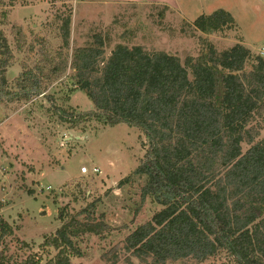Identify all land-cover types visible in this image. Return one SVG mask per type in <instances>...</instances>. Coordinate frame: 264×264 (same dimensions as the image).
Returning a JSON list of instances; mask_svg holds the SVG:
<instances>
[{
    "label": "trees",
    "instance_id": "trees-1",
    "mask_svg": "<svg viewBox=\"0 0 264 264\" xmlns=\"http://www.w3.org/2000/svg\"><path fill=\"white\" fill-rule=\"evenodd\" d=\"M194 26L211 35L234 29L236 22L218 10ZM65 41L68 45L67 35ZM103 47L99 38L96 46L76 49L70 65L61 56L54 72L61 75L69 66L75 71L94 107L88 116L109 127L137 128L148 141L134 174L146 178L142 202L150 199L162 209L127 236V249L157 264L186 259L201 264L222 252L237 264H264V139L256 141L260 128L253 126L264 114V57L254 58L243 45L218 53L205 42L201 55L182 65L176 56L142 47L118 46L106 58ZM13 59L0 29V105L41 94L36 79L27 88L30 71L16 80L20 92L9 89L6 74ZM251 59L256 64L246 74ZM54 112L73 127L87 116ZM243 144L250 146L246 152ZM59 220L62 225L43 243L57 250L50 264H72L73 257H83L79 244L85 237L103 238L112 231L94 203ZM13 233L0 220V245ZM40 263L29 256L19 264Z\"/></svg>",
    "mask_w": 264,
    "mask_h": 264
},
{
    "label": "rangeland",
    "instance_id": "rangeland-1",
    "mask_svg": "<svg viewBox=\"0 0 264 264\" xmlns=\"http://www.w3.org/2000/svg\"><path fill=\"white\" fill-rule=\"evenodd\" d=\"M178 4L179 11H172L85 0H0V29L14 54L6 74L8 87L20 92L16 80L30 71L33 78L27 88L36 79L41 92L28 101L0 105V220L14 230L0 245V250L5 248L0 264H19L29 256L50 264L57 250L43 243L62 225L60 215L75 214L93 203L97 216L103 215L112 231L103 238L85 237L79 244L83 257H73L72 264H157L152 258L139 259L125 243L131 232L162 209L150 199L142 202L146 178L134 174L148 149L146 137L137 128L109 127L88 116L94 107L77 85L75 71L69 66L57 75L54 68L63 58L70 65L76 49L96 46L99 38L106 58L118 46L142 47L176 56L185 65L201 55L205 42L218 53L243 45L254 58L262 56L264 0H178ZM220 9L232 15L234 29L207 35L195 28L199 17ZM255 64L251 59L243 72L252 73ZM187 70L193 80L192 69ZM55 108L87 116L73 127L61 122ZM262 116L253 123L260 128L256 141L264 139ZM67 134L74 136L71 145L61 148L58 140ZM242 148L246 152L250 146ZM93 166L99 174L82 175V167ZM165 264L198 263L186 259ZM201 264L237 263L222 252Z\"/></svg>",
    "mask_w": 264,
    "mask_h": 264
},
{
    "label": "crops",
    "instance_id": "crops-1",
    "mask_svg": "<svg viewBox=\"0 0 264 264\" xmlns=\"http://www.w3.org/2000/svg\"><path fill=\"white\" fill-rule=\"evenodd\" d=\"M85 1L88 3H94V4L98 3L104 5L130 4V5H141V6H145V5L157 6V7L168 8L172 11H179L180 9L178 0H85Z\"/></svg>",
    "mask_w": 264,
    "mask_h": 264
},
{
    "label": "built area",
    "instance_id": "built-area-1",
    "mask_svg": "<svg viewBox=\"0 0 264 264\" xmlns=\"http://www.w3.org/2000/svg\"><path fill=\"white\" fill-rule=\"evenodd\" d=\"M261 55L262 57H264V50H262L261 52ZM72 137H74L73 135H63L60 137V139L58 140V145L61 147V148H68L69 145H71V140H72ZM82 140V138H80ZM81 171H82V175L86 176V175H97L100 173V170L99 168L93 166L91 169H88L87 167H82L81 168Z\"/></svg>",
    "mask_w": 264,
    "mask_h": 264
}]
</instances>
